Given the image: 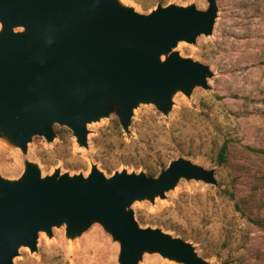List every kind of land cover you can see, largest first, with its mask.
Returning a JSON list of instances; mask_svg holds the SVG:
<instances>
[{
    "label": "water",
    "instance_id": "obj_1",
    "mask_svg": "<svg viewBox=\"0 0 264 264\" xmlns=\"http://www.w3.org/2000/svg\"><path fill=\"white\" fill-rule=\"evenodd\" d=\"M208 4L205 12L159 4L142 15L115 0H0V129L22 150L33 136L53 141L54 126L86 147V125L112 113L126 134L139 103L168 115L174 93L207 89L209 69L171 49L212 33L217 6ZM181 178L216 183L212 170L182 158L154 178L105 177L96 167L87 177L56 170L42 178L27 163L18 181L0 179V264H13L21 247L36 251L39 231L65 225L75 237L95 221L119 243L118 264H137L143 252L208 264L190 243L140 227L127 210L134 200L164 197Z\"/></svg>",
    "mask_w": 264,
    "mask_h": 264
},
{
    "label": "rangeland",
    "instance_id": "obj_2",
    "mask_svg": "<svg viewBox=\"0 0 264 264\" xmlns=\"http://www.w3.org/2000/svg\"><path fill=\"white\" fill-rule=\"evenodd\" d=\"M115 1L142 15L159 5L158 0ZM215 3L212 33L171 49L209 69L207 89L194 87L187 96L174 93L166 116L152 103H139L128 134L114 128L118 119L113 113L89 123L86 147L72 134L68 142L60 141L56 129L66 128L54 126L53 141L33 136L22 150L0 129V179L18 181L27 163L36 164L42 178L56 170L87 177L92 167L105 177L123 171L147 175L145 168L160 171L182 158L212 170L216 183L181 178L164 197L134 200L127 210L135 221L184 239L208 264H264V228L250 222H264V0ZM169 5H193L201 12L209 6L208 0L162 4ZM224 143L227 162L218 165ZM119 248L99 222L89 223L75 237L60 225L50 234L39 231L36 251L19 248L13 264H118ZM137 264L180 263L143 252Z\"/></svg>",
    "mask_w": 264,
    "mask_h": 264
},
{
    "label": "trees",
    "instance_id": "obj_3",
    "mask_svg": "<svg viewBox=\"0 0 264 264\" xmlns=\"http://www.w3.org/2000/svg\"><path fill=\"white\" fill-rule=\"evenodd\" d=\"M165 2H166V0H158V4H161V5L163 3H165ZM113 124H114V128L116 130H119L120 127H119L118 122L117 121H114ZM56 134H57L59 140L60 141H63V142H68V140H69V138L71 136L70 131H68L67 129H56ZM227 151H228V145L226 143H224L220 147L219 152H218V155H217L216 163L218 165H222V164H225L227 162ZM260 153L261 154H264L263 152H260ZM164 168H166V167H163L162 169H164ZM145 170L147 172L148 177H153V178L154 177H157L159 175L160 171H161V170L160 171H157L154 168H145ZM225 194H227V193H225ZM227 196H228V198L230 200L233 199L231 194H229V195L227 194ZM235 207H237V206L235 205ZM139 221H140V219H139ZM250 222L252 224L260 227V228H264V222L263 221H260L258 219H250Z\"/></svg>",
    "mask_w": 264,
    "mask_h": 264
}]
</instances>
